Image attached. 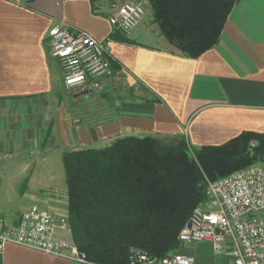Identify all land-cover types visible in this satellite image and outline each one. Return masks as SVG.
Returning <instances> with one entry per match:
<instances>
[{
	"label": "crops",
	"instance_id": "0c3cea01",
	"mask_svg": "<svg viewBox=\"0 0 264 264\" xmlns=\"http://www.w3.org/2000/svg\"><path fill=\"white\" fill-rule=\"evenodd\" d=\"M141 1L145 10L148 2ZM114 3L0 0V174L5 188L20 192V200L5 202L10 209L16 203L10 220L0 207L7 224L31 204L66 215L64 174L59 182L51 178L65 150L101 147L126 134L185 138L194 149L243 131L264 133V0H236L217 43L196 57L181 54L161 34L149 41L150 24L135 28L142 18L127 34L113 31L107 14ZM59 22L104 40L117 63L86 93L65 87L50 52L47 31ZM178 249L195 264H225L228 256L207 240ZM0 264L96 263L7 241Z\"/></svg>",
	"mask_w": 264,
	"mask_h": 264
},
{
	"label": "trees",
	"instance_id": "16d2710c",
	"mask_svg": "<svg viewBox=\"0 0 264 264\" xmlns=\"http://www.w3.org/2000/svg\"><path fill=\"white\" fill-rule=\"evenodd\" d=\"M235 1L147 0L158 33L189 57L217 43ZM61 162L73 243L86 261L128 264L131 247L161 256L176 249L180 226L204 201L205 178L264 163V133L194 149L185 138L164 145L150 134H126L65 150Z\"/></svg>",
	"mask_w": 264,
	"mask_h": 264
},
{
	"label": "built area",
	"instance_id": "2783aa9c",
	"mask_svg": "<svg viewBox=\"0 0 264 264\" xmlns=\"http://www.w3.org/2000/svg\"><path fill=\"white\" fill-rule=\"evenodd\" d=\"M143 13L141 0H121L107 19L113 31L127 34ZM47 42L59 61L66 88H96L113 70L115 60L105 41L83 29L53 24ZM177 238L180 243L210 241L216 250L227 251L225 264H264V163H252L215 180L205 178L204 201L192 209ZM7 241L86 261L70 237L66 215L36 204L14 224L0 215V247ZM128 264H195V258L179 249L161 256L131 247Z\"/></svg>",
	"mask_w": 264,
	"mask_h": 264
},
{
	"label": "rangeland",
	"instance_id": "374dc122",
	"mask_svg": "<svg viewBox=\"0 0 264 264\" xmlns=\"http://www.w3.org/2000/svg\"><path fill=\"white\" fill-rule=\"evenodd\" d=\"M118 3H119V0H115V3L114 4H118ZM148 8H149L148 6L147 7L145 6V10H144L145 13H143V15H142V21L139 22L138 25L135 26V28L141 30L144 27H146L148 24H150L149 25V28H147V27L146 28H147V32L149 33L148 40L151 41V38H154L155 37V33H156L157 36H160V35L158 33V29H157L156 24L154 22H152V21H150V22L148 21V20H151L150 15H148ZM152 23H154V25H151ZM122 34H124V33H122ZM141 40L142 41H147V39L145 40L144 38H141ZM93 92H95V90H93ZM84 96L85 95H83V97ZM69 98H71V95H70ZM101 105H102V103H99V106L100 107H101ZM93 106L95 108L96 107L99 108L98 106L95 105V103H94ZM54 163H55V161H54ZM52 168L54 169V170H52L53 173L51 175L52 181L59 182L63 178V169H62L61 163L60 162H58V163L56 162V164ZM4 178H5V176L0 174V207L2 206L1 209L3 211L4 218L6 220H10V217H11V209L12 210H15V206L14 205L16 203L15 204L13 203L12 204L13 206L11 205V209H10V206L4 207L5 206V202L10 197L11 198H14V199L16 198V199L20 200V197H19L20 196V192H18L16 190H8L7 188H5V186H7V185H5ZM17 186H19V184ZM1 202H2V204H1ZM70 237H71V233H70ZM176 249H178V247ZM176 249H173V250H176Z\"/></svg>",
	"mask_w": 264,
	"mask_h": 264
},
{
	"label": "water",
	"instance_id": "95a60500",
	"mask_svg": "<svg viewBox=\"0 0 264 264\" xmlns=\"http://www.w3.org/2000/svg\"><path fill=\"white\" fill-rule=\"evenodd\" d=\"M86 92H87V90H82V91H80L79 94L86 93ZM157 139L164 145H176L178 142V140L176 138H165L163 136H160Z\"/></svg>",
	"mask_w": 264,
	"mask_h": 264
}]
</instances>
